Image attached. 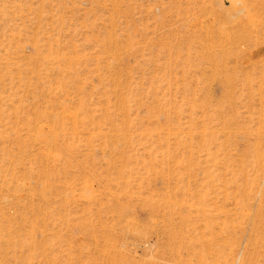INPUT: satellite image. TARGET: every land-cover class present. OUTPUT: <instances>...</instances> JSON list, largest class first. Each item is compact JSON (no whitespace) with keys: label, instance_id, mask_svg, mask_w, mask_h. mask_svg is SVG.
Returning <instances> with one entry per match:
<instances>
[{"label":"rangeland","instance_id":"rangeland-1","mask_svg":"<svg viewBox=\"0 0 264 264\" xmlns=\"http://www.w3.org/2000/svg\"><path fill=\"white\" fill-rule=\"evenodd\" d=\"M0 264H264V0H0Z\"/></svg>","mask_w":264,"mask_h":264}]
</instances>
